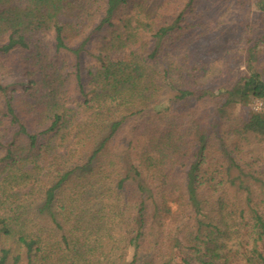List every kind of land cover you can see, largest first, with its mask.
<instances>
[{
	"label": "trees",
	"instance_id": "1",
	"mask_svg": "<svg viewBox=\"0 0 264 264\" xmlns=\"http://www.w3.org/2000/svg\"><path fill=\"white\" fill-rule=\"evenodd\" d=\"M0 264H264V0H0Z\"/></svg>",
	"mask_w": 264,
	"mask_h": 264
},
{
	"label": "rangeland",
	"instance_id": "2",
	"mask_svg": "<svg viewBox=\"0 0 264 264\" xmlns=\"http://www.w3.org/2000/svg\"><path fill=\"white\" fill-rule=\"evenodd\" d=\"M208 4H205L204 7H207ZM232 11V9L230 8H225L223 10H218V13H217V16H213V14L215 13L214 11L209 13L208 15L205 14L206 16H210L211 17L209 18V20L211 21V23L213 24V32L214 31V28H216V30L221 27L223 24H228V23H231V16H230V12ZM238 14V13H237ZM214 17V18H213ZM262 21V20H260ZM259 21V22H260ZM233 22V21H232ZM258 22V21H257ZM258 22V23H259ZM212 32V33H213ZM218 33V32H217ZM228 40V37L225 36L224 37V41ZM226 44V43H223V45ZM200 48H201V53L200 55H204L205 58L208 60V59H211L213 60L214 62L212 63L213 64V67H215V69L213 71L215 72H218V69L220 68V66H222V61H216L213 59V56L209 53V51H212V50H217L219 51V53H222L224 50L222 49V46L220 44V41L219 40H216L214 39V37H209L208 39L204 40L201 42L200 44ZM242 66V64L240 65ZM238 65V68L240 67ZM256 101V100H255ZM253 101L250 106L247 108V110H253L256 102Z\"/></svg>",
	"mask_w": 264,
	"mask_h": 264
},
{
	"label": "built area",
	"instance_id": "3",
	"mask_svg": "<svg viewBox=\"0 0 264 264\" xmlns=\"http://www.w3.org/2000/svg\"><path fill=\"white\" fill-rule=\"evenodd\" d=\"M255 102H256V104H255L253 110L254 111H260L262 108V103L259 100H256Z\"/></svg>",
	"mask_w": 264,
	"mask_h": 264
}]
</instances>
